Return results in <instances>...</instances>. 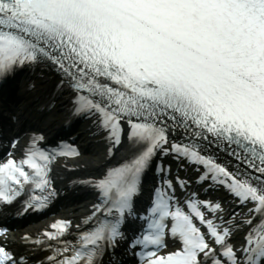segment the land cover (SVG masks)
Returning a JSON list of instances; mask_svg holds the SVG:
<instances>
[{"label": "snow or ice", "instance_id": "obj_1", "mask_svg": "<svg viewBox=\"0 0 264 264\" xmlns=\"http://www.w3.org/2000/svg\"><path fill=\"white\" fill-rule=\"evenodd\" d=\"M18 77L45 102L0 127V216L92 198L0 225V264H264V0H0Z\"/></svg>", "mask_w": 264, "mask_h": 264}, {"label": "bare ground", "instance_id": "obj_2", "mask_svg": "<svg viewBox=\"0 0 264 264\" xmlns=\"http://www.w3.org/2000/svg\"><path fill=\"white\" fill-rule=\"evenodd\" d=\"M37 100L34 102V104L32 106H25L22 111H21V115L23 116L22 120H25L27 118H31L32 116L36 115L38 113L39 110V104L43 103L42 98H44L43 93L41 92V90H38L37 92H34L32 94H29V97L31 98L30 101L32 102L33 99H35L36 97ZM29 101V102H30ZM18 109V107L16 108ZM54 128L58 129L59 128V123L57 122V124L54 125ZM94 157L90 154V152L88 154H85L84 156H82L79 160H74V164H79L81 165V167H83V165L85 164H91L93 162ZM80 175H87V172H80ZM90 202H84V203H78L75 205H70L68 206L67 210L64 213V216L71 219V220H76L77 222H79L80 218L83 217L85 215V213L87 212L88 208H89ZM28 228V229H27ZM24 228V229H20L17 233H15L13 239L11 240V242L14 244V246L17 245V243H21L22 241L20 240V237H22L24 235V233L26 231H30L29 227ZM32 229H34L35 227L31 226ZM15 240V242H13Z\"/></svg>", "mask_w": 264, "mask_h": 264}]
</instances>
